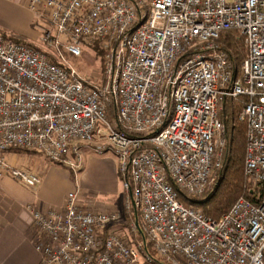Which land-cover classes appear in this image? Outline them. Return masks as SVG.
Segmentation results:
<instances>
[{"label": "built area", "instance_id": "1", "mask_svg": "<svg viewBox=\"0 0 264 264\" xmlns=\"http://www.w3.org/2000/svg\"><path fill=\"white\" fill-rule=\"evenodd\" d=\"M27 8L46 22L42 41L53 51L0 30V178L41 184L40 174L16 164L15 150L77 173L81 142L104 141L86 146L115 154L126 215L139 214L157 256L170 264H264V0H28ZM228 35L244 42L239 68L224 49ZM95 44L105 59L102 85L65 58ZM241 97L245 175L260 198L242 197L214 219L187 207L175 187L193 197L207 191L226 144L220 104ZM28 209L43 264H138L139 252L153 262L143 242L112 232L103 240L119 211L85 209L77 191L61 210Z\"/></svg>", "mask_w": 264, "mask_h": 264}, {"label": "crops", "instance_id": "2", "mask_svg": "<svg viewBox=\"0 0 264 264\" xmlns=\"http://www.w3.org/2000/svg\"><path fill=\"white\" fill-rule=\"evenodd\" d=\"M27 1L0 0V30L3 29V24L17 22L22 12L25 13V24L32 22L33 16L27 8ZM87 148L91 150L90 147ZM92 151L96 153L93 149ZM109 153L115 156L109 150L102 157L90 154L77 173L48 162L49 168L41 172L42 182L35 188L25 187L9 177L0 178V264H43L42 257L33 244L35 235L29 206L42 211L61 210L65 207L68 194L77 191L79 203L85 209L107 212L119 210L118 202L114 198L118 195V162L116 156L114 159L106 156ZM13 160L19 165L16 155ZM71 173L76 179V186ZM98 196L108 201H97ZM133 214H128V217ZM128 217L125 218V225ZM121 219L114 222L116 225H110L101 235L107 236L114 230L123 229Z\"/></svg>", "mask_w": 264, "mask_h": 264}, {"label": "trees", "instance_id": "3", "mask_svg": "<svg viewBox=\"0 0 264 264\" xmlns=\"http://www.w3.org/2000/svg\"><path fill=\"white\" fill-rule=\"evenodd\" d=\"M12 39L14 41H19V39ZM223 44H225L224 49L230 55L234 66L239 68L244 58L242 59L239 56V52L237 50V42H233V38L231 37V35H228L227 37H225V39H223ZM94 46H97V51H100L98 47L99 44H95ZM235 48L237 52H231L232 49ZM101 53L103 54L102 50ZM247 102L248 100L246 98L241 97L237 99H224L220 104L221 108H223L219 114L220 120L225 125L226 130V144L222 153V167L221 169L215 171V178L213 179L211 185L208 187L207 191L200 197L202 198L201 201L191 200L186 193L180 191L177 187H175V190L178 193V199L187 207L198 209L196 208V206L198 205L200 208L204 209V211H201L206 216L214 219H218L223 214L228 213L234 206L236 201L242 197L255 204L259 202V190L253 187V185L245 175L247 126L246 123L240 121L239 116L243 106ZM228 103H230L231 106L228 105ZM109 117L114 120L117 118V107L114 103L109 105ZM134 219H136V222L134 224L136 226L135 233L141 236V241L144 243L145 255L147 254L152 259H156V257L154 256L156 255V252L153 248V245L148 241L146 235L143 233L139 214L137 216H134ZM106 237V235H101V238L103 240H105Z\"/></svg>", "mask_w": 264, "mask_h": 264}, {"label": "rangeland", "instance_id": "4", "mask_svg": "<svg viewBox=\"0 0 264 264\" xmlns=\"http://www.w3.org/2000/svg\"><path fill=\"white\" fill-rule=\"evenodd\" d=\"M20 15L22 18L20 17L19 19L18 17V20H16L17 22L12 23V24L9 22L8 24H3L4 25L3 29H1L3 34L8 37H13L15 39H19V40L21 39V41L23 40V42L29 43L40 49H44L46 51H53L52 48L45 46L42 41V30L47 28L46 22L43 20L35 19V17L32 14L33 16L32 22L26 25L25 24V13L22 12ZM233 42H237V50L239 52V56L243 59L246 54L245 45H244L243 40L241 38L239 39L234 38ZM99 50L100 51H97V46L96 47L90 46L88 48H84V54L80 58H77V57H74L68 54L66 55L64 54V55H65V58L68 64L71 65L79 73L80 76H82L84 79H86L88 82L92 84L102 85L106 81L105 59H104V55L101 53L100 47H99ZM231 52L233 53L237 52L236 48L232 49ZM230 103H228V105L231 106ZM220 109L222 110L223 108L220 107ZM225 137H226V132H225ZM81 143H82L81 144L82 145V157H83L84 162L86 161V159H88V156L90 154H93L94 156H97V157H102L101 154L99 155L97 153H93L92 149L90 150L89 148H87L86 145L90 144L91 146H98V145L104 146L106 145L104 141H95L91 143L87 141H82ZM15 152H16L15 155L19 158L18 166L27 167V169H29L30 171L38 173V174H41V172H43L44 169L49 168L48 161H46V158L39 152L35 153V152L28 151V150H15ZM106 156H109L113 159L115 158V156L112 153H109V155H106ZM51 165L59 166L60 168H63V169L65 168L70 169L68 166H65V165H59V164H51ZM71 174H72L73 184L76 186L77 183H76L74 174L73 173ZM214 178L215 176L213 175L212 179ZM118 179H119L118 195L114 198H115V201L118 202V206H119L118 211L120 213V217L122 218L120 222L123 223L121 224L123 226L122 227L123 229L114 230L112 233L122 234L126 236L130 240V242L132 243L135 242L134 243V246H135L137 242H142L141 236L134 233L132 230V227H130V225L132 224L134 225L136 222V219H134V216L136 214H133L132 212L133 215L131 217H128L129 215L126 216L127 213L125 210V203H126L127 197L125 195L126 193L123 187V178L120 174L118 175ZM189 198L193 201H201L202 199L200 197H193V196H189ZM96 199L97 201H101V202L108 201L104 199V197H101V196H98ZM196 208L204 211V209L200 208L198 205L196 206ZM126 217H128L127 225H125ZM140 223L142 225L141 218H140ZM110 225L114 226L116 224H114L113 222ZM154 256L156 257V259L153 258V262L150 263L149 261L146 260L144 254L139 252L138 264H170L168 260H166L165 258H161L157 255H154ZM179 259L181 260V262L183 261V259L181 258Z\"/></svg>", "mask_w": 264, "mask_h": 264}, {"label": "water", "instance_id": "5", "mask_svg": "<svg viewBox=\"0 0 264 264\" xmlns=\"http://www.w3.org/2000/svg\"><path fill=\"white\" fill-rule=\"evenodd\" d=\"M137 225H138V219H137Z\"/></svg>", "mask_w": 264, "mask_h": 264}]
</instances>
